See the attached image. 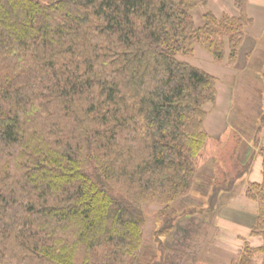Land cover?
Masks as SVG:
<instances>
[{"label":"trees","instance_id":"16d2710c","mask_svg":"<svg viewBox=\"0 0 264 264\" xmlns=\"http://www.w3.org/2000/svg\"><path fill=\"white\" fill-rule=\"evenodd\" d=\"M211 1L0 0V264H146L151 204L161 261L147 264H162L174 247L162 237L201 228L257 153L262 181L244 195L258 206L260 244L246 240L231 264H264V146H252L264 112L253 140L234 131L219 181L197 182L217 79L178 55L198 43L234 65L254 23L248 0L221 16ZM195 191L209 198L200 213Z\"/></svg>","mask_w":264,"mask_h":264},{"label":"rangeland","instance_id":"374dc122","mask_svg":"<svg viewBox=\"0 0 264 264\" xmlns=\"http://www.w3.org/2000/svg\"><path fill=\"white\" fill-rule=\"evenodd\" d=\"M223 3L224 0H220V2L219 0H212L209 8L212 10L213 7L219 9V4L225 7ZM213 4L215 6H213ZM224 13L232 14L230 10L221 11V14H215L221 16ZM250 17L253 18L251 15ZM195 18L197 25L203 24L204 21L201 11L197 10L195 12ZM253 25L250 28H253ZM250 28L248 27L246 30L247 36L243 46L239 50V56L234 65L229 64L227 56L222 62L215 61L213 54L208 52L198 43L195 45L193 53L188 55H178L179 59L204 69L217 79V100L215 103L207 105L209 114L207 117L206 128L210 134V138L207 140L205 148L198 160L199 181L197 182H210L209 180L211 177L214 179L216 178L217 181H219V169L228 170L229 167H231V155L236 144L234 131L239 129L244 133L247 132L249 135H245V137L253 140L255 128L260 124L261 117L259 115L264 112V79L262 76L264 75V32L261 36L251 37L249 33L252 29ZM251 42L253 43V46H251ZM228 48L229 47L227 46V55L229 51ZM262 104L263 106L260 108L259 106ZM224 131L225 133L223 134ZM261 145L264 146V128L261 132L260 141L255 145L252 143V146L257 151ZM261 165L262 157L257 153L254 157L251 169H253L254 166V170L256 171ZM212 170H214L215 173H213L215 175L211 173ZM208 176H210V178H208ZM239 190L241 194L240 196L245 197V185H241ZM192 197L196 201H192V198L188 197L187 201L178 203L176 207L178 209L189 211V204L192 201L195 203L193 204V208L195 210L199 209V211L196 212L200 213V210L207 206L206 203L209 198L208 196V199L204 198V195L199 194V192L196 191L193 193ZM200 200H205L206 202L203 204ZM229 200L230 199H228L226 203L229 202ZM250 201L255 203L253 200ZM160 209L161 206L159 205L151 204L145 206V250L142 255V260L146 264L152 260H157V262L161 261V252L158 251L156 241V232L162 224L159 212ZM222 224L224 227L229 226L228 221H222ZM192 227V235L190 236L189 233H185L189 236L185 238L182 237L180 240L178 239V235H185L182 232L174 237V234L166 238L162 237L163 244L166 243L167 245L174 246L167 249V252L170 255L173 253L176 254L178 251L176 248H182L185 244L196 240L198 236L200 239V230H196L194 226ZM229 231L232 232L233 230L229 229L228 232ZM241 235L244 236L243 233H241ZM175 239H178L179 242L178 240L175 241ZM244 239L248 240L252 245L258 244L259 241V239H252L250 235L245 236ZM175 259H177V257H175Z\"/></svg>","mask_w":264,"mask_h":264},{"label":"crops","instance_id":"0c3cea01","mask_svg":"<svg viewBox=\"0 0 264 264\" xmlns=\"http://www.w3.org/2000/svg\"><path fill=\"white\" fill-rule=\"evenodd\" d=\"M233 3L234 0H224L225 7L219 4V9L213 7V11L219 14L221 11L230 10L232 12ZM213 6L215 5L213 4ZM247 10L255 22L253 28H250L252 31L249 35L251 37L261 36L264 32V0H248ZM251 46H253L252 42ZM261 167L262 165L255 171L253 166V169L241 180L242 185H246L248 182L262 181ZM240 195V190H238L235 195L229 198V202H225L216 213L208 214L201 222V228H196L201 232L200 239L198 236L193 242L185 244L181 251L169 254L162 264H231L243 249L246 241L245 236H251L258 212L256 203ZM196 217L199 216L196 215ZM222 221H228L229 226L224 227ZM229 229L233 231L228 232ZM251 238L259 239L252 236ZM259 244L260 240L258 244L254 245Z\"/></svg>","mask_w":264,"mask_h":264}]
</instances>
